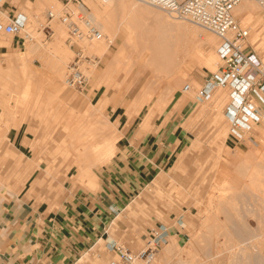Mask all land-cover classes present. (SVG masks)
I'll return each mask as SVG.
<instances>
[{"label":"rangeland","instance_id":"rangeland-1","mask_svg":"<svg viewBox=\"0 0 264 264\" xmlns=\"http://www.w3.org/2000/svg\"><path fill=\"white\" fill-rule=\"evenodd\" d=\"M27 1L5 0L4 9L14 17H33L37 34L27 41L40 42L43 51L23 57L26 40L0 32V67L12 68L0 75V189L28 202L17 223L33 242L23 255L26 264H107L118 258L107 247V236L136 252L147 246L159 222L172 226L170 242L153 260L136 264H264V161L247 158L248 150L264 146L258 136L264 124L252 130L257 144L239 141L225 114L228 87H218L207 100L197 97L196 90L219 69V39L150 4L138 2L132 10L128 0H87L92 13L112 7L111 15L102 12L99 21L117 46L112 54H101L80 42L99 61L86 62L87 70L93 68V75L87 71L89 83L72 88L65 78L77 45H69L58 18H48L52 7L37 16ZM54 1L61 11L62 1ZM248 1L264 14L256 0ZM234 13L248 28L243 20L252 11ZM60 28L66 32L59 45L69 48L59 80L63 96L50 76ZM249 36L248 49L264 63V51ZM179 49L184 61L180 58L178 67L173 54L182 56ZM188 52L191 62L185 61ZM210 53L216 59L213 68L203 60ZM28 61L36 72H23ZM186 83L189 92L183 90ZM104 141L109 144L96 150ZM131 160L142 162L146 177L133 180L140 186L117 201V213L103 205L100 194L116 181H132L125 173ZM180 217L186 226L179 229Z\"/></svg>","mask_w":264,"mask_h":264},{"label":"built area","instance_id":"built-area-1","mask_svg":"<svg viewBox=\"0 0 264 264\" xmlns=\"http://www.w3.org/2000/svg\"><path fill=\"white\" fill-rule=\"evenodd\" d=\"M61 1L63 3L61 12L49 10L47 16L50 20L58 18L65 24L69 45H77L75 56L67 68L66 84L69 87L83 88L90 79L85 61L95 63L99 61V57L86 53L84 45L80 42L105 39L111 43L112 38L97 27L85 0ZM140 1L161 8L175 17L188 18L217 35L219 44L216 50L222 64L201 85L197 97L200 100H207L214 88L230 87L226 114L233 134L239 141L247 138L257 144L258 139L252 134V126L253 123L264 124V64L256 52L248 49L249 30L234 13L241 0ZM256 1L264 8V0ZM4 3L5 0H0V32L31 40L32 36L26 30L25 22L18 16L14 17L7 13ZM190 87V83L185 84V90ZM171 234V227L159 222L151 228L147 246L138 252H134L125 244L112 243L109 250L117 253L120 260H112L107 264H135L139 259L150 261L159 247L170 242Z\"/></svg>","mask_w":264,"mask_h":264},{"label":"bare ground","instance_id":"bare-ground-1","mask_svg":"<svg viewBox=\"0 0 264 264\" xmlns=\"http://www.w3.org/2000/svg\"><path fill=\"white\" fill-rule=\"evenodd\" d=\"M27 1V0H26ZM29 1V0H28ZM28 1H27V3H28ZM90 3L92 2V1H90V0H88ZM87 0H85V2L87 3L88 2ZM103 1V0H102ZM112 0H108V1H103V2H106V3H109V2H111ZM114 1V0H113ZM127 1V0H126ZM125 0H124V2H126ZM135 1H137L136 3L135 2H132V0H128L126 3H128V6L129 7H132L131 9L133 10V7H135L136 5H137V3L138 2H141L140 0H135ZM88 2V3H89ZM31 3H33V9H34V11L36 12V14H37V16H39V12L41 11V10H43L45 7H47V6H50V7H52V9H50V10H53V11H56V10H60V8H59V1H57V3H59V4H57L54 0L51 2L50 0H30V3H28L29 5L31 4ZM56 3V4H55ZM112 3H114V2H112ZM111 3V4H112ZM126 3H124V4H122V5H124V6H126L125 4ZM142 3H144V2H142ZM26 4V3H25ZM63 4V3H62ZM28 5V6H29ZM58 5V6H57ZM88 5V4H87ZM90 5V4H89ZM88 5V6H89ZM107 5H110V4H107ZM71 6H74L73 4H71ZM111 6H113V5H111ZM124 6H123V8H124ZM127 6V7H128ZM153 6V5H152ZM30 7H32V6H30ZM90 7V6H89ZM107 7V6H106ZM105 7V9L106 10H104L103 11V9L104 8H97L96 9V12L95 13H92V11H91V13H92V18H93V20L95 21V23H96V25H97V27L99 28V29H101L104 33H108V30H107V26L105 27L104 25H102V23H100V21H99V19H102L103 17H102V14L106 11V12H109V14L108 13H106L108 16H110L111 14V8L110 7H108V8H110V10L109 11H107L108 9ZM156 7V6H155ZM63 8V7H62ZM136 8V7H135ZM255 8H256V10H255ZM56 9V10H55ZM161 9V8H160ZM237 11H240L241 13H247V11L248 10H251L252 11V13H253V15H251V16H248V17H245V19L243 20L244 22H246L247 24H249L248 25V28H249V38L251 39V41H252V43L256 46V47H259V48H262V49H259V50H263L264 51V14L262 13V12H260L259 11V9L257 8V7H255V5L252 3V2H249L248 0H241L240 1V3L236 6V8H235ZM258 9V10H257ZM62 10V9H61ZM90 10H91V7H90ZM102 10V11H101ZM162 10V9H161ZM32 11V10H31ZM49 11V10H48ZM47 11V12H48ZM164 11V10H163ZM59 12H61V11H59ZM58 12V13H59ZM103 12V13H102ZM164 12H166V11H164ZM113 13V12H112ZM166 13H168V14H170L171 16H173V17H175V15L174 14H171V13H169V12H166ZM19 16V18H21L24 22H25V24H26V30L30 33V35L32 36V38H31V40H33L35 37V34H37V33H35V28H33L34 26V24L32 25V23H30V20L33 18H31V15H28V17H26V16H24V15H21V14H18ZM36 16V15H35ZM105 18H106V16H105ZM178 18H184V17H178ZM185 20H186V22L188 21L189 23H190V21H192V20H190V19H188V18H184ZM35 20V19H34ZM53 20V19H52ZM105 20V19H104ZM103 20V21H104ZM131 20H133V19H131ZM37 22V21H36ZM61 22V21H60ZM62 23V22H61ZM137 23V22H136ZM37 24V23H36ZM63 24V23H62ZM195 24H197V23H195ZM65 27H66V25L65 24H63ZM37 26V25H36ZM108 26H109V24H108ZM198 26H201V25H199L198 24ZM204 30H207V32H209L210 34H213V35H215L216 37H217V35L214 33V32H212L211 30H209V29H207V28H205V27H203V26H201ZM109 28V27H108ZM112 28V27H111ZM33 29H35V30H33ZM58 29V28H57ZM66 29H67V27H66ZM61 30V31H60ZM60 30H58L59 31V33L57 34V36H56V38H55V40H57V41H55L56 42V47H55V50H54V54H53V56H52V61L54 62H52L54 65H53V70H52V74H51V71H50V76H52V78H53V80H55V83H54V85H53V87H54V90L56 91V93L57 94H59V95H62L63 96V92H64V88H65V85H63V84H61L60 83V79L63 77V65H64V61H65V59H67V50L66 49H69V48H66V49H64L63 47H61V45H59V41L61 42V38L63 37V33L64 32H66L65 30H62L61 28H60ZM113 30V29H112ZM64 31V32H63ZM67 32H68V30H67ZM1 33H4V32H1ZM107 33H106V35H107ZM111 34H112V31L110 32ZM4 34H8V33H4ZM109 34V33H108ZM114 34V33H113ZM8 35H12V34H8ZM114 35H112L111 36V38H112V42L111 43H108L107 41H105V39H102V40H96V41H94L95 43H92V42H85L88 46H89V44H90V46L93 48V49H95L96 50V52H100L101 54H112V47L113 46H115L116 45V42H114V37H113ZM68 37V36H67ZM218 38V37H217ZM22 39V38H21ZM219 39V38H218ZM11 40V39H10ZM66 40H67V38H66ZM1 42V41H0ZM8 42V41H7ZM7 42H5V43H7ZM24 42H27L28 44H26L27 46H28V52H26L25 50V54H24V56L23 57H26V56H28V55H32V54H36L37 52L39 53L40 51H43V50H40V48L42 49V45L40 44V42L38 43V42H31V43H29L30 41H24ZM106 42V43H105ZM4 43V44H5ZM84 43V42H83ZM13 44V41L11 40L10 42H8L7 43V45L8 46H11ZM92 44V45H91ZM6 45V46H7ZM117 46V45H116ZM125 46V45H124ZM136 46V45H135ZM85 47V46H84ZM90 47V48H91ZM118 47H119V45H118ZM175 47H177V45L175 46ZM123 48V47H122ZM136 48V47H135ZM150 48V47H149ZM148 48V49H149ZM179 47H177V49H178ZM182 48V47H181ZM118 49V48H117ZM120 49V48H119ZM125 49V48H124ZM152 49V48H151ZM176 49V50H177ZM190 49V48H189ZM40 50V51H39ZM85 50H86V47H85ZM184 50V49H183ZM68 51H71V50H68ZM182 51V50H181ZM191 51V50H190ZM23 52V51H22ZM21 52V53H22ZM120 52H122V51H120ZM124 52V51H123ZM156 53H157V49H156V51H155ZM163 52V51H162ZM162 52H159L158 54H160V53H162ZM165 53H167V54H169L168 52H167V50H165L164 51ZM173 52H175V51H173ZM176 52H178V50L176 51ZM172 53L173 55H175V57H178V58H176L177 59V61L176 60H173V62H175L177 65L179 64V61L182 59V57H183V54L180 52V49H179V53H181L182 54V56H179V54L178 53ZM182 52H184V51H182ZM37 53V54H38ZM41 53V52H40ZM71 53V52H70ZM86 53H87V51H86ZM185 53V52H184ZM11 54V53H10ZM69 54V53H68ZM89 54V53H88ZM121 53H119L118 52V55H117V58H119V55H120ZM158 54L155 56V54H153L155 57H157L158 56ZM180 54V55H181ZM23 55V54H22ZM90 55H95V54H90ZM122 56H123V54H121ZM120 55V56H121ZM186 55V58H185V61H187V58H188V62H191V57H189L190 55H191V52H188V54H185ZM212 55H213V53H210V54H208L206 57H204V61H205V63L206 64H208V65H210L212 68L213 67H216L217 65H216V59H214L213 57H212ZM121 56V57H122ZM150 56V55H149ZM159 56H161V54L159 55ZM158 56V57H159ZM162 56H163V54H162ZM166 56V55H165ZM188 56V57H187ZM116 57V56H115ZM155 57H153V58H155ZM164 57V56H163ZM166 57H168V55L166 56ZM165 57V58H166ZM174 57V58H175ZM185 57V56H184ZM27 58V57H26ZM123 58V57H122ZM127 58V57H126ZM181 58V59H180ZM51 59V58H50ZM156 59V58H155ZM163 58H161V60H162ZM167 59V58H166ZM172 59H173V56H172ZM118 61H119V59H117ZM121 60V59H120ZM149 60H150V57H149ZM154 60V59H153ZM152 60V61H153ZM183 61H184V59H182ZM181 60V61H182ZM190 60V61H189ZM262 60V59H261ZM51 61V60H50ZM117 61V62H118ZM122 61V60H121ZM124 61V60H123ZM164 61H166L165 59H164ZM163 61V62H164ZM172 61V60H171ZM180 61V62H181ZM71 62V61H70ZM69 62V63H70ZM86 62H89V61H85V63ZM91 62V61H90ZM120 62V61H119ZM118 62V63H119ZM69 63H68V65H69ZM98 64V62H95L94 64ZM115 63V62H114ZM113 63V64H114ZM124 63V62H123ZM165 63V62H164ZM175 63H174V66H176L175 65ZM125 64V63H124ZM160 64H161V62H160ZM181 64H183V63H181ZM222 64V61H221V63H220V65ZM264 64V63H263ZM52 65V64H51ZM180 65V64H179ZM179 65H178V67H179ZM219 65V66H220ZM173 66V67H174ZM178 67L177 68H175L176 70L178 69ZM68 68V67H67ZM91 68V67H90ZM5 70V71H4ZM7 69H2L1 67H0V75H2V74H8L7 72H9L10 73V71L12 70V68H11V66H10V68H9V70H7ZM91 70H93V68H91V69H89V70H87L88 72H89V74H90V72H91ZM179 70V69H178ZM36 72V67H34V65L32 64V61H28L26 64H25V67L23 68V72L25 73V74H30V73H33V72ZM179 71H183V69L182 70H179ZM5 72V73H4ZM181 72H180V74H181ZM177 73V72H176ZM179 73V72H178ZM10 75V74H9ZM90 75H93V71H92V73L90 74ZM179 75V74H178ZM185 76V75H184ZM5 78V77H4ZM178 78V77H177ZM180 78V77H179ZM6 79V78H5ZM65 81H66V78H65ZM66 84V83H65ZM190 86H191V84H190ZM218 87H222V88H224L225 86H218ZM218 87H216V88H214V90L212 91V93L213 92H215L217 89H218ZM228 87V86H227ZM72 88H75V87H72ZM201 88V87H200ZM200 88L199 89H197L196 91H197V94H198V92H199V90H200ZM190 89H191V87H190ZM190 89H188V90H185V85H184V87H183V90L184 91H188L189 92V90ZM228 89H229V96H230V93H231V89H230V87H228ZM25 90H29V84L26 86V88H25ZM187 92V93H188ZM148 93V92H147ZM216 93V92H215ZM149 94V93H148ZM218 100V99H217ZM225 100H226V95H225V97H224V100H223V102H222V105H224V103H225ZM215 102V101H214ZM227 106V105H226ZM227 109V108H226ZM1 114V113H0ZM225 114H226V111H225ZM226 116H227V114H226ZM256 124H262V123H253V126H252V129H254L255 128V125ZM231 130V129H230ZM259 135V137L261 138V140L264 142V129H263V131H261L260 133H258ZM228 136V135H227ZM258 138V137H257ZM109 143H107V142H105L104 141V144H103V142H102V145L101 146H95V149L97 150V149H100V148H102V146H103V148L104 147H106L107 145H108ZM256 147H258V146H256ZM101 150H103V149H101ZM99 152V151H98ZM101 152V151H100ZM251 155V159L252 158H254V157H256V159H255V161L257 160V158H260V159H262L263 161H264V146H260V147H258L257 149H255V150H248V153H247V155ZM98 155H99V153H98ZM248 155V156H249ZM234 156V155H233ZM244 156V155H243ZM247 156V158H249L250 159V156L248 157ZM252 156H254V157H252ZM245 157V156H244ZM247 160V159H246ZM245 161V160H244ZM248 161V160H247ZM259 161V160H258ZM238 162V161H237ZM255 163V162H254ZM226 166V165H225ZM220 169V168H219ZM226 169V168H225ZM233 170V169H232ZM251 170H253V169H251ZM256 170H258V168L256 169ZM255 170V171H256ZM230 171V170H229ZM259 171V170H258ZM228 172V171H227ZM232 172V171H231ZM220 173V172H219ZM226 173V172H225ZM229 173V172H228ZM233 173V172H232ZM250 174H251V172H249ZM224 174V173H223ZM236 174H238V173H236ZM259 174V173H258ZM227 173H226V177H227ZM229 175H230V173H229ZM220 177V176H219ZM224 177V176H223ZM238 177V176H237ZM248 177V176H247ZM216 178V177H215ZM225 178V177H224ZM216 179H219V178H216ZM226 179V178H225ZM242 179V178H241ZM240 179V180H241ZM246 179V178H245ZM222 180V179H221ZM220 180V181H221ZM216 181H218V180H216ZM215 181V182H216ZM219 181V182H220ZM224 181H227V180H224ZM245 181H248V180H245ZM258 181V180H257ZM223 182V181H222ZM213 189V188H212ZM208 200V199H207ZM207 202V201H206ZM209 202V201H208ZM177 223H178V225H179V229L180 228H184L185 226H186V222L182 219V217H180V219H178L177 220ZM168 225V224H167ZM168 226H170V225H168ZM171 227V233H173V228H172V226H170ZM177 232H180V231H177ZM171 236H172V234H171ZM108 248L110 247V245L112 244V243H118L117 241H115L113 238H109L108 239ZM146 247V246H145ZM110 249V248H109ZM142 249V248H141ZM139 251V250H138ZM138 251H136V252H138ZM158 252V251H157ZM117 254V253H116ZM157 254V253H156ZM155 254V255H156ZM118 255V254H117ZM154 257L155 256H153V259H154ZM152 259V260H153ZM115 261H119L120 259H119V255H118V258H116V259H114ZM139 260H143V259H139ZM112 261V260H111ZM110 261V262H111ZM138 261V260H137ZM137 261H136V263H137ZM144 261H146V260H144ZM151 261V260H150ZM148 262V261H147ZM135 263V264H136Z\"/></svg>","mask_w":264,"mask_h":264},{"label":"crops","instance_id":"crops-1","mask_svg":"<svg viewBox=\"0 0 264 264\" xmlns=\"http://www.w3.org/2000/svg\"><path fill=\"white\" fill-rule=\"evenodd\" d=\"M16 41L18 42V40ZM60 103L62 105L63 100ZM166 158L167 157H164V159ZM125 162L127 163V161ZM129 163L132 164V167L129 168L128 166L125 169V173L127 180L132 181H130L129 184L116 181L111 187L109 186L107 189H103V192L100 194L103 205L111 208L117 213H120V211H117L116 209L117 201H122L123 197L125 198V195H130L134 191L131 192L133 188H136L137 190L140 186L141 182L138 183L137 181L136 183L133 180H141L146 177L147 169L144 165L140 166L142 164L141 161L138 162L131 160ZM124 186H126L125 189ZM127 189L130 191L127 192ZM27 208V200L22 198L17 192L10 189L6 192L4 188L0 189V264H26L23 255H28L29 244L32 245L33 242H31V238L29 239L27 235L21 234L17 230V223ZM60 211L62 210L57 209L56 213L58 214ZM55 221L60 220L55 218ZM61 221L60 223H62ZM107 237L111 238L110 236ZM31 255L28 259L29 261L32 259ZM33 255H35V253Z\"/></svg>","mask_w":264,"mask_h":264}]
</instances>
